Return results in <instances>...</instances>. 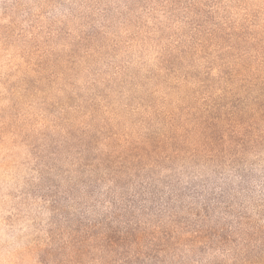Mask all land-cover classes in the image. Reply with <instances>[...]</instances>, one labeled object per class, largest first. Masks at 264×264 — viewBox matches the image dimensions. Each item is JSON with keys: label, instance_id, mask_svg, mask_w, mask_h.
I'll return each mask as SVG.
<instances>
[{"label": "rangeland", "instance_id": "obj_1", "mask_svg": "<svg viewBox=\"0 0 264 264\" xmlns=\"http://www.w3.org/2000/svg\"><path fill=\"white\" fill-rule=\"evenodd\" d=\"M0 264H264V0H0Z\"/></svg>", "mask_w": 264, "mask_h": 264}, {"label": "trees", "instance_id": "obj_2", "mask_svg": "<svg viewBox=\"0 0 264 264\" xmlns=\"http://www.w3.org/2000/svg\"><path fill=\"white\" fill-rule=\"evenodd\" d=\"M179 86V92H176L175 90L173 92H170L167 94L164 98L165 105L169 102L173 103L177 107H179L181 110L187 111L186 114L190 116L193 113H196L197 109L199 108V105H194L192 110L188 107V105L194 101H198L195 94H189L186 85L185 84H173V87ZM210 111L206 110L204 113V116L202 117H191L194 119L195 123L198 125L201 124H209L217 119V113L219 112V109H209ZM214 110L213 112H211ZM184 112V111H182Z\"/></svg>", "mask_w": 264, "mask_h": 264}]
</instances>
